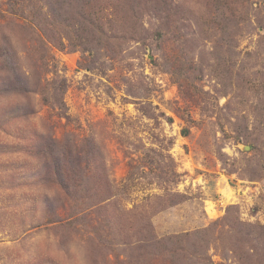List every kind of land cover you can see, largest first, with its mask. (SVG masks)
<instances>
[{
	"label": "rangeland",
	"instance_id": "374dc122",
	"mask_svg": "<svg viewBox=\"0 0 264 264\" xmlns=\"http://www.w3.org/2000/svg\"><path fill=\"white\" fill-rule=\"evenodd\" d=\"M0 264H264V0H0Z\"/></svg>",
	"mask_w": 264,
	"mask_h": 264
},
{
	"label": "trees",
	"instance_id": "16d2710c",
	"mask_svg": "<svg viewBox=\"0 0 264 264\" xmlns=\"http://www.w3.org/2000/svg\"><path fill=\"white\" fill-rule=\"evenodd\" d=\"M54 173L61 175V171H60V168H59V165L58 164L54 168Z\"/></svg>",
	"mask_w": 264,
	"mask_h": 264
}]
</instances>
